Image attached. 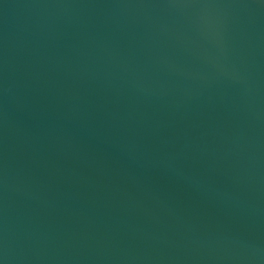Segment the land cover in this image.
<instances>
[{"label": "water", "instance_id": "obj_1", "mask_svg": "<svg viewBox=\"0 0 264 264\" xmlns=\"http://www.w3.org/2000/svg\"><path fill=\"white\" fill-rule=\"evenodd\" d=\"M0 264H264V0H0Z\"/></svg>", "mask_w": 264, "mask_h": 264}]
</instances>
